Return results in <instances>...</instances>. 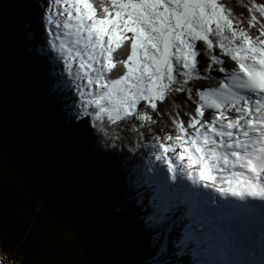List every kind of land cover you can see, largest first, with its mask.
Segmentation results:
<instances>
[{
	"label": "snow or ice",
	"instance_id": "1",
	"mask_svg": "<svg viewBox=\"0 0 264 264\" xmlns=\"http://www.w3.org/2000/svg\"><path fill=\"white\" fill-rule=\"evenodd\" d=\"M242 7L247 14L225 0H48L42 18L47 53L71 82V119L105 137V121L132 122L133 152L151 142L160 168L128 169L136 203L151 209L147 226L177 231L174 255L193 264H220L199 259L220 229L207 207L215 198L193 188L264 200V3ZM161 119L174 135L149 131ZM109 139L115 148L121 137Z\"/></svg>",
	"mask_w": 264,
	"mask_h": 264
},
{
	"label": "trees",
	"instance_id": "2",
	"mask_svg": "<svg viewBox=\"0 0 264 264\" xmlns=\"http://www.w3.org/2000/svg\"><path fill=\"white\" fill-rule=\"evenodd\" d=\"M227 1L247 14L248 0ZM46 6L47 0H0V258L140 264L159 250L158 229L146 225L148 214H137L140 227L132 229L137 197L128 169L144 170L149 152L130 150L138 136L130 121H105L109 137H121L113 148L109 137L71 119V82L45 44ZM153 130L174 135L162 119Z\"/></svg>",
	"mask_w": 264,
	"mask_h": 264
},
{
	"label": "rangeland",
	"instance_id": "3",
	"mask_svg": "<svg viewBox=\"0 0 264 264\" xmlns=\"http://www.w3.org/2000/svg\"><path fill=\"white\" fill-rule=\"evenodd\" d=\"M47 2H48V0H47ZM225 2L229 5V6H231V1H227V0H225ZM45 11H46V9H45ZM45 13V12H44ZM76 122H78V121H76ZM145 144V147L143 148V151L145 152V151H148L149 152V158H148V161L144 164V166H145V168H148V167H155L156 169H159L160 168V164H159V162H156L155 160H154V158L152 159V161H151V164H150V158H152V150H151V147H150V143H144ZM130 209H131V212H133V216H134V218H135V220H133V221H131V223L132 224H134L133 225V227H132V229L133 230H137L140 226L138 225V223L137 224H135L136 223V220H138L137 218L138 217H136L137 216V214L138 215H146V214H149L150 213V211H151V209H149L148 211H144V210H142V206L141 205H139V204H131V207H130ZM129 223H130V221H129ZM165 227V226H164ZM157 231H159L160 232V235L157 237V236H155V235H153L154 237H156L155 239L158 241V243H159V250L153 255V258L151 257L150 259H147V261H142L140 264H148V263H150V264H167V262L164 260V261H162V252L164 251V248H165V242H166V240H167V236H168V234H166L165 232H164V228H160V229H158ZM153 237V238H154ZM172 248H173V254H171V256L169 257V263L170 264H186L185 263V260H181L180 259V257L181 256H176V255H174V253L175 252H177L178 251V249H176L174 246H173V244H172ZM186 261H188V260H186ZM0 264H10V263H8L6 260H3V259H1L0 258Z\"/></svg>",
	"mask_w": 264,
	"mask_h": 264
},
{
	"label": "bare ground",
	"instance_id": "4",
	"mask_svg": "<svg viewBox=\"0 0 264 264\" xmlns=\"http://www.w3.org/2000/svg\"><path fill=\"white\" fill-rule=\"evenodd\" d=\"M219 181V180H218ZM217 181V182H218ZM166 227V225H165ZM177 236V231H173L172 233H168V236H167V242H165V248H164V251L162 252V261H166L167 264H170L169 263V257L171 256V254H173V248H172V240H174ZM224 248H222L223 250Z\"/></svg>",
	"mask_w": 264,
	"mask_h": 264
}]
</instances>
